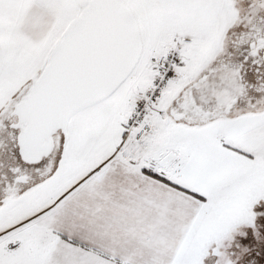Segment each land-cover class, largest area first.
I'll use <instances>...</instances> for the list:
<instances>
[{
    "label": "snow or ice",
    "instance_id": "snow-or-ice-1",
    "mask_svg": "<svg viewBox=\"0 0 264 264\" xmlns=\"http://www.w3.org/2000/svg\"><path fill=\"white\" fill-rule=\"evenodd\" d=\"M0 264H264V0H0Z\"/></svg>",
    "mask_w": 264,
    "mask_h": 264
}]
</instances>
